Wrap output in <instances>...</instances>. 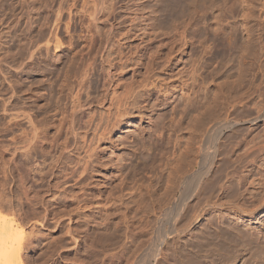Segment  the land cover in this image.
<instances>
[{"label":"rangeland","instance_id":"rangeland-1","mask_svg":"<svg viewBox=\"0 0 264 264\" xmlns=\"http://www.w3.org/2000/svg\"><path fill=\"white\" fill-rule=\"evenodd\" d=\"M58 10L60 44L38 50ZM125 93L145 108L119 125ZM263 104L264 0H0V210L38 237L25 264L52 263L41 254L67 214L81 249L58 264H146L163 240L160 264H264V120L247 122ZM226 112L243 123L225 129L227 158L196 193L185 172ZM254 142L242 164L256 198L235 212L232 164Z\"/></svg>","mask_w":264,"mask_h":264},{"label":"bare ground","instance_id":"bare-ground-1","mask_svg":"<svg viewBox=\"0 0 264 264\" xmlns=\"http://www.w3.org/2000/svg\"><path fill=\"white\" fill-rule=\"evenodd\" d=\"M76 2V1H75ZM76 4V3H75ZM75 4H73V5H75ZM77 7V6H76ZM69 8H71V7H69ZM60 10V9H59ZM58 10V11H59ZM64 10V9H63ZM70 9H68V11H69ZM61 11H62V8H61ZM61 11H59V12H57V14L59 13V15H58V17H56L55 19H54V23L52 24L53 25V28H50L49 29V33H46V35L44 36V43L43 44H39L38 46H37V48H38V50L40 49V47L43 45V46H46V47H49L50 45H54V47L55 48H57L58 47V45L60 44V39H59V31L61 30V23H62V21H63V19L61 18V17H64V16H62V14H61ZM75 11V10H74ZM74 11L72 10V12H73V14L75 15L76 14V12L78 13V11H77V9H76V12L74 13ZM69 12H71V10L69 11ZM79 12H80V10H79ZM63 13V12H62ZM64 14V13H63ZM73 15V16H74ZM79 15V14H78ZM70 16V15H69ZM76 16V15H75ZM70 18H72V16H70ZM75 18V17H74ZM77 18V17H76ZM99 19V17L95 14L90 20H93V21H97ZM56 20V21H55ZM71 19H69V21L67 22V23H69V22H71L70 21ZM73 22V21H72ZM66 26H69V24L67 25L66 24ZM51 27V26H50ZM203 42V41H202ZM32 57V56H31ZM111 72V71H110ZM128 93V92H127ZM127 93H125V95L124 96H126V97H122V99L120 98L119 99V109H118V114H117V118H116V121H115V123H117V122H119V125H121L122 123L123 124H125V120L127 119V117H128V115L130 114V112H132V110L131 109H133L134 110V108H132V107H138L139 109H143V108H145V106H143V105H141V106H138V104H137V101H136V98L134 97V94H131L130 96H127ZM114 97H112L111 99H113ZM254 104H256L255 102H254ZM131 107V108H130ZM140 111V110H139ZM130 116V115H129ZM118 119H119V121H118ZM240 119V118H239ZM239 119H237L235 116H233L232 115V113H230V112H226V113H224V114H221V115H219V116H216V117H214L212 120H210L208 123H206L203 127H202V133L199 131V133H198V136H199V134L201 135L200 136V139H199V137H198V139L199 140H201L200 142V144H199V148H198V150L196 149V153H197V155L195 154V156H197V157H195L196 158V161H194V163L196 164V165H198V168H196V169H190L189 168V170L187 169V171L185 172L187 175H186V177H189L190 179H187V180H189V181H191V183H192V181L194 182L193 184L195 185H192V186H194V187H192L193 189H196V193L198 192V193H201V192H203V193H206V192H204V190H206V188H207V186L209 187V182L211 181V179H214V178H212L211 176H213L212 174L214 173V171H215V169L217 168V166H218V164H219V161L221 160V158L222 157H224L225 156V158H227V150L225 149V147H224V143L222 142V136L224 135V132H225V129H227V130H229V131H231L232 133L233 132H235V130L237 129V127L239 126V124H241V123H243V122H240V120ZM260 120H264V104L261 106V107H259L258 108V111H257V114L255 115V116H253V117H251L250 118V120H248L247 122H253V123H256V122H258V121H260ZM120 127V126H119ZM204 138H205V140H206V138H212L211 139V141H210V143L208 144V145H206V143H207V141L205 142L204 141ZM198 143V142H197ZM197 147H198V145H197ZM263 148V145H262V142H254V143H252V144H248L247 145V147L238 155V157L236 158V160H234V162H233V164L231 163V162H229V164L228 165H230L231 166V164L233 165V167H235V168H237V172H238V170H242L241 171V174L239 173H237V175L235 176L236 177V185H235V182H234V187H237V190L239 191V194H241V196H242V198L240 199L239 197H240V195L237 193V195H239V199L238 200H235V201H231L230 203H229V205H230V208H232L235 212H244V213H246V212H251V210H249V209H251V208H248V206H247V202H246V200L245 201H243L244 200V198L246 199V197L248 196V198H253L255 195H254V193H255V191H257V189H250V187L249 186H246V184H245V179H246V177H247V175H246V173H245V166H246V164H242L245 160H248V158H249V156H251V159L253 158V160L255 161V159H254V157H252V155L254 154H256L257 155V153L261 150ZM223 150H225V151H227V152H225V151H223ZM222 152H223V154H224V152L226 153V155H223L222 154ZM229 153V152H228ZM223 155V156H222ZM253 155V156H254ZM256 155H255V158H256ZM220 156H222V157H220ZM194 158V159H195ZM224 158V159H225ZM250 160V159H249ZM253 160H251L252 162H254ZM222 161V160H221ZM228 161H230V159H226L225 160V163L226 162H228ZM224 162V161H223ZM248 162V161H247ZM193 163V164H194ZM255 163V162H254ZM192 164V163H191ZM192 164V165H193ZM227 164V163H226ZM226 164H224L225 166H226ZM191 165V166H192ZM196 165H194V166H196ZM227 165V166H228ZM245 165V166H244ZM190 166V167H191ZM226 166V167H227ZM193 167V166H192ZM232 167V166H231ZM232 167V169L233 170H235L234 168ZM242 167H244V169H242ZM239 168V169H238ZM241 168V169H240ZM183 173H184V171H183ZM185 173L184 174H182L183 176H185ZM230 173V172H229ZM228 172H227V175L229 174ZM236 173V172H235ZM235 173L233 174V175H235ZM231 174V173H230ZM181 175V177H183ZM192 176V177H191ZM228 176H230V175H228ZM227 176V177H228ZM231 177V176H230ZM233 177V176H232ZM235 177H234V179H235ZM183 178H185V177H183ZM194 179V180H192V179ZM232 178H230V180H231ZM80 180V179H79ZM183 180V179H182ZM182 180H178L179 182L180 181H182ZM185 181H186V179H185ZM213 181V180H212ZM234 181V180H233ZM232 182V181H231ZM178 183V182H177ZM186 183V182H185ZM214 183V182H213ZM216 183V182H215ZM220 183V182H219ZM233 183V182H232ZM180 184H182V183H180ZM209 184V185H208ZM211 184H212V182H211ZM221 184V183H220ZM178 185H179V183H178ZM182 185H184V183L182 184ZM213 185V184H212ZM212 185H211V187L210 188H213L214 187V189H215V186L216 185H218L217 187H220V185L219 184H214L215 186H213L212 187ZM184 186H186V185H184ZM183 186V187H184ZM190 186H191V184H190ZM189 186V187H190ZM223 186V185H222ZM221 186V187H222ZM181 187V186H180ZM220 187V188H221ZM192 188H190V189H192ZM183 189V188H182ZM193 189L192 190H190V191H192V192H194L193 191ZM207 189H209V188H207ZM217 189V188H216ZM223 189H224V187H223ZM210 190V189H209ZM213 190V189H212ZM220 190V189H219ZM235 190H236V188H235ZM220 191H222V190H220ZM224 192H226L225 190H223ZM192 192H191V194H192ZM190 193V192H189ZM188 193V194H189ZM203 193H201V194H203ZM180 194V193H179ZM186 194V193H185ZM207 195H208V193H206ZM225 194V193H224ZM224 194H222L221 193V195L223 196ZM236 194V193H235ZM235 194L233 195V196H235ZM257 195H258V193H256ZM184 194L182 193V195L181 196H183ZM194 195V194H193ZM195 195H197V194H195ZM200 195V194H199ZM199 195H197V196H195V197H198ZM220 195V194H219ZM226 196H227V194H225ZM202 196V195H201ZM205 196V195H204ZM203 196V197H204ZM210 196H211V194H210ZM60 197V196H59ZM194 197V196H193ZM200 197V196H199ZM206 197H209V196H206ZM221 197V196H220ZM61 198H63V197H61ZM60 198V199H61ZM183 198V197H182ZM236 198V197H235ZM248 198H247V200H248ZM256 198V197H255ZM255 198H253V200L255 199ZM181 199V198H180ZM186 199H188V197L186 198ZM205 199V198H204ZM264 199V198H263ZM182 200V199H181ZM184 200V199H183ZM196 200V199H195ZM231 200H232V198H231ZM252 200V201H253ZM178 201H180V200H178ZM207 201H209V200H207ZM249 201V200H248ZM60 202V201H59ZM58 202V203H59ZM62 202V201H61ZM80 203L82 202V204H86V203H84V202H86V201H79ZM181 202V201H180ZM198 202V201H197ZM210 202V201H209ZM228 202V201H227ZM249 202H251V201H249ZM40 203H41V205H43V206H45V203H43V202H41L40 201ZM66 203V202H65ZM171 203V202H170ZM174 203H176V201H174ZM173 202H172V204H174ZM179 203V202H178ZM177 203V204H178ZM182 203V202H181ZM177 204H176V207L179 209L180 208V206L179 205H181V204H179L178 206H177ZM249 204V203H248ZM250 204H252V202L250 203ZM167 205V204H166ZM184 205H186V204H184ZM187 205H188V203H187ZM253 205V204H252ZM250 206V205H249ZM191 207V206H190ZM229 207V206H228ZM251 207H254V206H251ZM172 208V207H171ZM177 208H175L176 209V211L178 210ZM182 209L183 208H185V207H181ZM227 208V207H226ZM229 208V209H230ZM248 208V209H247ZM159 209H162V207L160 206V208ZM163 210V209H162ZM169 211H170V209H168ZM231 210V209H230ZM61 211V210H60ZM161 211V210H160ZM163 211H165V210H163ZM180 212V211H179ZM170 213H171V211H170ZM178 212H176V214H177ZM223 213V212H222ZM50 211L48 210V208H45V212H44V214L38 219V222L40 223V224H42L41 226H43V225H46L47 223H48V221H52V220H50ZM67 213H64V215H66ZM175 214V213H174ZM235 214H237L238 215V213H235ZM249 214V213H248ZM64 215L62 216V215H60V217H64ZM156 215V214H155ZM154 215V219H159V218H157L156 216ZM158 215V214H157ZM186 215V214H185ZM67 216H68V218H66L65 220H63V221H59L60 222V224L58 223V225H59V228L62 230L63 229V231L64 232H62L63 234L65 233V235H63V234H61V235H63L61 238H60V240H59V238L55 241V242H53L54 244H49V243H46L45 245H46V250L41 254L42 256H45L44 258H47V260L49 259H52V263L51 264H58V262H56V259L54 258V255H58V256H61V254L62 253H67V252H69V251H75L76 250V253H78L79 252V250L81 249V247L79 246V244L80 243H82V240H81V238H79L78 236H79V232H78V230H77V228L74 226L76 223H74L75 222V220L73 219V217H72V215H70V214H67ZM189 216V215H188ZM59 217V218H60ZM66 217V216H65ZM52 218V217H51ZM58 218V219H59ZM173 218V217H172ZM188 218V217H187ZM61 219V218H60ZM154 219H153V221L151 220V222H153L154 223ZM192 219V218H191ZM173 220V219H172ZM185 220V219H184ZM190 220V219H189ZM220 220V219H219ZM23 221V220H22ZM56 221V220H55ZM67 222V223H66ZM149 223V222H148ZM147 223V224H148ZM153 223H152V225H153ZM187 223V222H186ZM206 223V222H205ZM34 224V223H33ZM178 224V223H177ZM181 224V223H180ZM148 225H150V224H148ZM3 226H4V224H3V222H0V228H3ZM177 226V225H176ZM178 226H180L179 224H178ZM219 226V225H218ZM36 227V226H35ZM38 227V226H37ZM181 227V226H180ZM222 227V226H221ZM209 228V227H208ZM177 229V227L175 228V229H173L172 228V231L173 230H176ZM222 229V228H221ZM31 230H33V229H31ZM30 230V231H31ZM168 230V229H167ZM30 231H28L29 232V234H30V237H31V239L28 241V243H27V245H26V248H25V250L26 249H28V246H30V245H32L33 244V241H35L38 237H36L37 235L35 234V233H32V232H30ZM177 231H179V230H177ZM204 231H206V230H204ZM214 231V230H213ZM33 232H36V231H33ZM169 232V231H168ZM171 233V232H170ZM32 234V235H31ZM34 234V235H33ZM36 235V236H35ZM170 235H173V234H170ZM193 235V234H192ZM157 236V235H156ZM205 236V235H204ZM161 238V237H160ZM160 238H159V240H160ZM169 238V237H168ZM251 238V237H250ZM83 239V238H82ZM154 239V238H153ZM226 239V238H225ZM154 240H156V239H154ZM161 240H163V239H161ZM186 240V239H185ZM152 241V240H151ZM157 241V240H156ZM165 240H163V242H164ZM163 242L161 241L160 243H158L159 245H157L158 246V248L155 250V252L152 254V260L151 259H147L148 261H147V263L146 264H160L162 261H160V255L161 254H163L162 256H164V253H162L163 252V250H162V244H163ZM226 242V241H225ZM44 243V242H43ZM148 243V242H147ZM151 243V242H150ZM165 243V242H164ZM178 243V242H177ZM153 244V243H152ZM170 244V243H169ZM180 244V243H179ZM34 245V244H33ZM144 245V244H143ZM142 245V246H143ZM145 245H146V242H145ZM148 245H149V243H148ZM227 245V244H226ZM238 245V244H237ZM91 246V245H90ZM141 246V247H142ZM156 246V247H157ZM37 247V245L36 246H34L33 248L35 249ZM140 247V248H141ZM146 247V249H147V247L148 246H145ZM198 247V246H197ZM42 248H44V246H42ZM85 248H89L88 246L87 247H85ZM84 247H82V249L83 250H86ZM199 248V247H198ZM33 249V250H34ZM92 249V248H91ZM143 250H144V248H142ZM148 249H150V248H148ZM245 249V248H244ZM36 250V249H35ZM90 250V249H89ZM123 250V249H122ZM121 250V251H122ZM125 250V249H124ZM152 250V249H151ZM219 250V249H218ZM236 250V249H235ZM78 251V252H77ZM86 251H88V250H86ZM91 251V250H90ZM120 251V250H119ZM141 252V251H139L138 249H136V252ZM202 251V250H201ZM135 252V251H134ZM137 252V253H138ZM143 252V251H142ZM146 252V251H145ZM216 252V251H215ZM241 252V251H240ZM88 253V252H87ZM120 253V252H119ZM137 253L135 254L136 256H137ZM147 253V252H146ZM148 253H149V251H148ZM178 253V252H177ZM191 253V252H190ZM199 253V252H198ZM210 253V252H209ZM230 253V252H229ZM91 254V253H90ZM89 254V255H90ZM24 255H26L25 253H24ZM39 255V254H38ZM139 255H141V254H139ZM138 255V256H139ZM142 255L144 256V254L142 253ZM88 256V255H87ZM123 256V255H122ZM121 256V257H122ZM29 257V256H28ZM146 257V256H145ZM148 257H149V255H148ZM24 258H25V256H24ZM139 258V257H138ZM141 258V257H140ZM139 258V259H140ZM215 258V257H214ZM41 259V258H40ZM43 259V258H42ZM93 259V258H92ZM142 259V258H141ZM203 259V258H202ZM44 260H46V259H44ZM91 259H90V256L89 257H86V258H78V259H75V263H77V264H91L92 262L90 261ZM136 260H138L137 258H136ZM162 260V259H161ZM98 261V260H97ZM100 261V260H99ZM24 262H25V259H24ZM44 262H46V261H44ZM94 262V261H93ZM104 262L105 261H103V264H104ZM191 262V261H190ZM27 263V262H26ZM97 263V262H96ZM102 263V262H101ZM228 263V262H227ZM31 264V263H30ZM73 264H74V262H73ZM93 264V263H92ZM210 264V263H209ZM222 264V263H221Z\"/></svg>","mask_w":264,"mask_h":264},{"label":"clouds","instance_id":"clouds-1","mask_svg":"<svg viewBox=\"0 0 264 264\" xmlns=\"http://www.w3.org/2000/svg\"><path fill=\"white\" fill-rule=\"evenodd\" d=\"M0 264H25L24 252L30 234L25 227L12 216H5L0 210Z\"/></svg>","mask_w":264,"mask_h":264}]
</instances>
